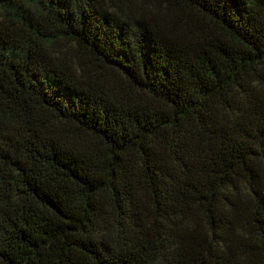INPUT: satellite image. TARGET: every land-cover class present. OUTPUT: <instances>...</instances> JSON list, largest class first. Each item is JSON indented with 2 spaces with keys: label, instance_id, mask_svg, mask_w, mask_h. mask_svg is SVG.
<instances>
[{
  "label": "trees",
  "instance_id": "1",
  "mask_svg": "<svg viewBox=\"0 0 264 264\" xmlns=\"http://www.w3.org/2000/svg\"><path fill=\"white\" fill-rule=\"evenodd\" d=\"M0 264H264V0H0Z\"/></svg>",
  "mask_w": 264,
  "mask_h": 264
}]
</instances>
